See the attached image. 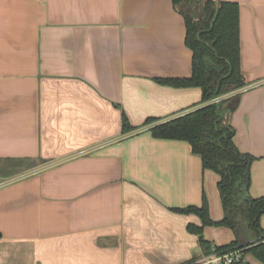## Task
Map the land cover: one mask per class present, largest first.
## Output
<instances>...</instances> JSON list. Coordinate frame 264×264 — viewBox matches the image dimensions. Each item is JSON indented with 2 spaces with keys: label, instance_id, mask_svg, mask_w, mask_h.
Instances as JSON below:
<instances>
[{
  "label": "crops",
  "instance_id": "crops-1",
  "mask_svg": "<svg viewBox=\"0 0 264 264\" xmlns=\"http://www.w3.org/2000/svg\"><path fill=\"white\" fill-rule=\"evenodd\" d=\"M217 1L238 5L244 81L218 97L234 100L233 142L253 157L250 195L264 197V0ZM185 36L172 0H0V264L206 255L188 229L200 217L177 209L206 200L220 220L219 175L187 141L150 131L213 101L158 80L191 75ZM202 236L235 239L215 225Z\"/></svg>",
  "mask_w": 264,
  "mask_h": 264
},
{
  "label": "trees",
  "instance_id": "trees-1",
  "mask_svg": "<svg viewBox=\"0 0 264 264\" xmlns=\"http://www.w3.org/2000/svg\"><path fill=\"white\" fill-rule=\"evenodd\" d=\"M172 2L185 22V42L192 51V71L189 77L158 80L173 86L206 89L203 101L242 87L237 3L217 0ZM233 105V98L212 101L157 124L150 131L155 138L187 141L193 152L200 155L203 168L219 175L217 186L223 207L220 220L210 218L206 200L199 207L177 209L200 217L201 225L190 224L188 229L199 235L204 254L212 252L213 246L216 252L239 249L243 257L250 253L264 264V229L260 225L264 197L253 198L249 193L253 157L239 151L233 142L234 129L226 117ZM151 120L147 119V123ZM123 121V130L131 128L126 119ZM209 225L232 229L235 239L224 245L210 244L202 236L203 228Z\"/></svg>",
  "mask_w": 264,
  "mask_h": 264
},
{
  "label": "built area",
  "instance_id": "built-area-1",
  "mask_svg": "<svg viewBox=\"0 0 264 264\" xmlns=\"http://www.w3.org/2000/svg\"><path fill=\"white\" fill-rule=\"evenodd\" d=\"M220 97H215L214 102H218ZM193 264H247L241 250L234 249L226 252H216L215 246L212 247V252L206 254L202 259Z\"/></svg>",
  "mask_w": 264,
  "mask_h": 264
},
{
  "label": "rangeland",
  "instance_id": "rangeland-1",
  "mask_svg": "<svg viewBox=\"0 0 264 264\" xmlns=\"http://www.w3.org/2000/svg\"><path fill=\"white\" fill-rule=\"evenodd\" d=\"M197 7H198V6H197ZM196 11H197V9L195 8V9H194V12L196 13Z\"/></svg>",
  "mask_w": 264,
  "mask_h": 264
},
{
  "label": "water",
  "instance_id": "water-1",
  "mask_svg": "<svg viewBox=\"0 0 264 264\" xmlns=\"http://www.w3.org/2000/svg\"><path fill=\"white\" fill-rule=\"evenodd\" d=\"M206 89H204V91H205Z\"/></svg>",
  "mask_w": 264,
  "mask_h": 264
}]
</instances>
